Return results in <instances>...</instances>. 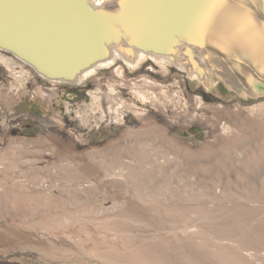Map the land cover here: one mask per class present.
Returning a JSON list of instances; mask_svg holds the SVG:
<instances>
[{"label":"rangeland","instance_id":"1","mask_svg":"<svg viewBox=\"0 0 264 264\" xmlns=\"http://www.w3.org/2000/svg\"><path fill=\"white\" fill-rule=\"evenodd\" d=\"M9 55L0 264H264V95L122 58L52 86Z\"/></svg>","mask_w":264,"mask_h":264},{"label":"water","instance_id":"2","mask_svg":"<svg viewBox=\"0 0 264 264\" xmlns=\"http://www.w3.org/2000/svg\"><path fill=\"white\" fill-rule=\"evenodd\" d=\"M206 0H0V49L52 82L76 84L115 55L167 59L208 85L217 77L245 97L264 95V45L235 34L246 12L264 25V0H231L196 32ZM243 4V8H240ZM216 78V79H217Z\"/></svg>","mask_w":264,"mask_h":264},{"label":"snow or ice","instance_id":"3","mask_svg":"<svg viewBox=\"0 0 264 264\" xmlns=\"http://www.w3.org/2000/svg\"><path fill=\"white\" fill-rule=\"evenodd\" d=\"M231 0H206L201 12V24L197 29L196 34L203 38L204 36H214V33L209 31L210 21L215 14L221 10L228 9L230 7ZM240 8H243V4H240ZM260 37L262 45H264V25L258 26L256 21L251 15L246 12L240 11L234 16L233 31L235 34H243L246 32H257Z\"/></svg>","mask_w":264,"mask_h":264},{"label":"bare ground","instance_id":"4","mask_svg":"<svg viewBox=\"0 0 264 264\" xmlns=\"http://www.w3.org/2000/svg\"><path fill=\"white\" fill-rule=\"evenodd\" d=\"M8 57V56H6ZM6 57L5 56H0L1 59L3 60H6ZM124 60L125 63H127L128 65L130 66H135V65H138V64H141L142 62L144 61H148V60H153L154 62L158 63L159 65H166L168 63V60L167 59H161V58H157V57H151L149 55H146V54H143L141 53L140 55H138L137 57H135V59H127L125 57H122L121 55H115L114 58H112L111 60L107 61V62H103V63H100L98 65H96L94 68H91L89 69L88 71L84 72V74L82 75L81 77V80H84L86 77L92 75L95 73V71L98 69V68H102V67H109L111 66L116 60L118 59H121ZM8 59V58H7ZM122 65L119 64L118 68H117V71L119 72V74L123 73V70H122ZM191 76H194L193 74H191Z\"/></svg>","mask_w":264,"mask_h":264},{"label":"built area","instance_id":"5","mask_svg":"<svg viewBox=\"0 0 264 264\" xmlns=\"http://www.w3.org/2000/svg\"><path fill=\"white\" fill-rule=\"evenodd\" d=\"M0 53H6V54H10V53H8V52H6V51H4V50H2V49H0ZM10 56V55H9ZM11 58H13V60H17L16 62H15V64H14V66H16V67H27L29 70H30V67L27 65V64H25L24 62H22L21 60H19L18 58H16L15 56H13V55H11L10 56ZM50 84H52V86H55L56 85V83H50ZM56 86H59V85H56Z\"/></svg>","mask_w":264,"mask_h":264}]
</instances>
